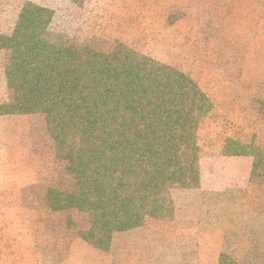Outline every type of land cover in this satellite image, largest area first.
Segmentation results:
<instances>
[{"label":"rangeland","instance_id":"1","mask_svg":"<svg viewBox=\"0 0 264 264\" xmlns=\"http://www.w3.org/2000/svg\"><path fill=\"white\" fill-rule=\"evenodd\" d=\"M30 1L53 12L43 36L48 45L59 49L70 44L86 45L110 53L120 42L186 75L211 104L196 127L198 181L190 187L168 190L170 214L146 217L137 227L113 232L103 249L79 236L78 230L87 226L85 213L47 208L50 211L47 228L55 227V232L60 233L62 254L68 249L67 241L77 238L98 253L89 260L92 264H214L212 255L217 264H264V0ZM233 92L252 94V100L245 103L242 97L240 103L246 108L243 111L250 113L239 118L242 130L248 129L246 136L241 135L240 143L225 140L221 151L229 158L225 162L200 163V157L210 155L215 159L219 152L218 140L214 138L217 127L226 126L224 134L233 133L227 130L231 118L213 111L221 108L227 112L232 107L229 97ZM11 101L12 92L7 88L5 103ZM21 126L41 181L26 197L30 205L36 206L29 212L32 232L40 235L45 230L41 221L47 218V213L42 204L47 207L48 190L72 192L75 178L56 155L43 114L22 115ZM244 155H248L250 163L230 160ZM210 164L217 170L245 167L251 172L250 179L235 184L229 175L205 183L203 188L210 190L202 191L207 217L204 224L190 227L188 214L182 213L180 225L184 226L175 229L188 237L170 243L167 231L173 219V199L184 197L178 189L200 187V169L208 166L211 169ZM201 230L205 233L215 230L216 236L209 234L197 239L195 232ZM149 249L156 251V259H133L127 254ZM88 258H79V264H86Z\"/></svg>","mask_w":264,"mask_h":264},{"label":"trees","instance_id":"2","mask_svg":"<svg viewBox=\"0 0 264 264\" xmlns=\"http://www.w3.org/2000/svg\"><path fill=\"white\" fill-rule=\"evenodd\" d=\"M52 18L25 2L12 34L0 35L12 92L0 115H44L75 178L72 192L48 190L47 208L85 213L79 236L104 249L113 232L168 216L170 188L197 183L196 127L211 104L186 75L120 42L110 53L48 45Z\"/></svg>","mask_w":264,"mask_h":264},{"label":"crops","instance_id":"3","mask_svg":"<svg viewBox=\"0 0 264 264\" xmlns=\"http://www.w3.org/2000/svg\"><path fill=\"white\" fill-rule=\"evenodd\" d=\"M25 2L35 4L34 1L30 0H0V35L9 36L12 34L16 19ZM35 5L41 6L38 3ZM5 53V50H0V105L6 102L7 85L4 68L7 60L5 61L4 59ZM242 97L245 103L247 100H252V94L248 92H245L243 95L234 94L233 92L229 97L232 101V107L229 106L227 112H223L221 108L213 110L216 114H227L231 118L227 130H232L233 133L224 134L226 126L224 129L217 127L214 138L218 140L219 145L217 147L219 148V152L215 159L210 155H208V158L200 157V163L207 161V163L214 165L215 163L225 162L229 159L223 156L221 152L225 140L228 138L233 143H240L238 140L240 141V139H243L242 136H246L245 133L248 129L242 130L239 118L249 116L250 113L248 111L244 112L243 110L246 108L240 106ZM213 107L215 108L216 105ZM21 123L22 115H0V264H79V258L86 259L88 256L86 264H92L89 260L92 259L93 255H98V253L94 252V249L81 239L72 238L70 241H67L68 249L62 254V237L60 233L55 232V227L52 230L47 228L50 223V211L44 204L42 205L46 209L47 218L42 219L41 226L45 227V230L40 235L32 232L31 225L33 222L30 219L29 212L30 209H35L36 206L30 205L26 197L30 189L40 184L41 181L38 176L36 162L33 158H30V151L27 148L26 139H24ZM219 129L221 130L219 131ZM247 156L231 157L230 160L250 163ZM212 164H210L211 169H209V166L205 170L200 169V187L178 189L179 194L184 197L176 198V200L173 199L174 213L171 217L173 219L171 223L168 222L170 223V227H167L169 229L167 235L170 243L183 241L184 238L188 237V235L183 236L184 234H181L184 232L180 233L175 229L177 226H184L183 224L180 225L182 223L180 221L183 217L182 213L188 214L186 219L190 227L199 225L200 223L202 226L203 221L206 220L202 191L210 190V188H203L205 183L211 182L217 177L229 175L235 184H242L250 179L251 172L245 167L244 169L233 168L230 171L226 169L217 170ZM168 219L163 220L168 221ZM200 219L202 220L201 222ZM193 234L191 233V235ZM209 234H212V237L215 238L216 231L212 230V232L205 233L204 230H201L195 232L197 239H203ZM128 253H130V258L133 259H156L157 255L155 250L150 249L147 251H128ZM212 261H214V264H217L216 257L213 255Z\"/></svg>","mask_w":264,"mask_h":264}]
</instances>
